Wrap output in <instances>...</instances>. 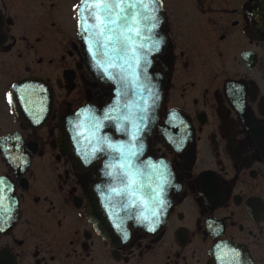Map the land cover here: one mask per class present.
I'll use <instances>...</instances> for the list:
<instances>
[{
  "label": "flooded vegetation",
  "instance_id": "obj_1",
  "mask_svg": "<svg viewBox=\"0 0 264 264\" xmlns=\"http://www.w3.org/2000/svg\"><path fill=\"white\" fill-rule=\"evenodd\" d=\"M80 3L0 0V264H264V0H162L151 76L163 102L149 131L88 68ZM86 106L100 137L142 145L138 208L111 192L123 187L105 174L123 171L115 148L95 138L91 162L70 156L64 118ZM148 198L161 223H142Z\"/></svg>",
  "mask_w": 264,
  "mask_h": 264
},
{
  "label": "snow or ice",
  "instance_id": "obj_2",
  "mask_svg": "<svg viewBox=\"0 0 264 264\" xmlns=\"http://www.w3.org/2000/svg\"><path fill=\"white\" fill-rule=\"evenodd\" d=\"M160 6L162 5L158 4V0H81L80 4L74 6V10L79 13L76 20L80 35L84 38L88 51L97 66L103 70L108 79L118 80L125 86L129 84L140 86L136 70L140 66L141 60H144L145 63L148 61L147 54H142L139 50L147 48L148 52L159 51L161 46V41L153 39L151 35L159 25L157 13ZM260 23L264 25V20ZM117 94L120 95L119 90ZM7 99L9 103H12V93L7 94ZM140 100L143 103L138 108L140 112L139 119L143 122L149 119L151 105L145 101L143 96L140 97ZM110 110L105 111V119H111L108 116ZM101 126L100 122L95 125L97 129ZM133 139H135V136ZM96 144H106L109 148H115L121 154L122 162L119 164V168L123 171L115 175L112 172L105 173L123 185L122 188L113 187L111 192L117 196L134 197L137 189L135 187L134 177L136 173L132 158L138 155L142 145L141 149L134 146L124 149L111 144L104 137L97 138ZM98 150L103 152L104 148L93 147L89 156L94 159ZM85 159L86 162H91L87 158ZM106 167L112 168L113 165L109 164ZM164 183H167V180ZM5 192L4 182L0 180V208H3ZM160 192H163L162 187ZM157 205L159 209H163L165 206L162 197H158ZM129 206H132V204L130 203ZM155 215H157V212L154 210L153 216ZM149 230L154 231L153 228H149ZM219 247L220 245H216L217 249ZM232 251L235 253L234 249ZM216 259L221 261V264H232L231 259H222L220 256H217Z\"/></svg>",
  "mask_w": 264,
  "mask_h": 264
},
{
  "label": "water",
  "instance_id": "obj_3",
  "mask_svg": "<svg viewBox=\"0 0 264 264\" xmlns=\"http://www.w3.org/2000/svg\"><path fill=\"white\" fill-rule=\"evenodd\" d=\"M156 107H157V105H156ZM157 108H158V107H157ZM155 110H156V109H155ZM73 135H74L75 139H76V138L78 137V135H79V136L82 137V140H83V141L87 140V142H86V143H83L82 146H87V147H88V146L90 145V135H89V132H88V131H84V132H82L81 135L78 134L76 131H73ZM148 217H150V216L147 215L146 218L148 219ZM224 249H225L226 251H228V252H233V251H232L233 249L235 250V248H233V247H231V246H225Z\"/></svg>",
  "mask_w": 264,
  "mask_h": 264
}]
</instances>
